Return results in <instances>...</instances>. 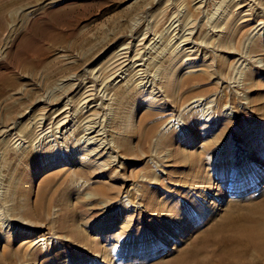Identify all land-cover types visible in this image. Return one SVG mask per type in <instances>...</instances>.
<instances>
[{
    "label": "rangeland",
    "instance_id": "374dc122",
    "mask_svg": "<svg viewBox=\"0 0 264 264\" xmlns=\"http://www.w3.org/2000/svg\"><path fill=\"white\" fill-rule=\"evenodd\" d=\"M50 1L0 0V264H158L264 205V0Z\"/></svg>",
    "mask_w": 264,
    "mask_h": 264
},
{
    "label": "bare ground",
    "instance_id": "6f19581e",
    "mask_svg": "<svg viewBox=\"0 0 264 264\" xmlns=\"http://www.w3.org/2000/svg\"><path fill=\"white\" fill-rule=\"evenodd\" d=\"M2 1V0H1ZM4 1V0H3ZM62 0H53L48 2L49 4L52 3L53 5H58L59 2H61ZM251 8V7H250ZM6 7L4 6V4L0 5V24L2 25V23L4 22V12H5ZM32 13V11L30 12ZM32 16V15H31ZM186 16V15H185ZM30 18V17H29ZM28 18V19H29ZM34 18V17H33ZM30 21V20H29ZM234 29V28H233ZM171 36V35H170ZM229 36V34H228ZM227 36V37H228ZM231 36V35H230ZM226 37V38H227ZM224 39V38H223ZM226 40V39H225ZM5 48V47H4ZM126 48V47H125ZM205 51V50H204ZM3 54V51L0 52V57ZM133 54V53H132ZM197 56V55H196ZM263 56V55H262ZM146 59V58H145ZM257 61L259 64H261V66H264V58L262 59H258L255 60ZM178 62V60H177ZM176 62V63H177ZM207 62V61H206ZM120 66V65H119ZM126 67V66H124ZM209 67V66H208ZM213 68V67H212ZM208 70V68H207ZM213 70V69H212ZM201 71V70H200ZM206 71V70H205ZM116 75V74H115ZM117 77V76H116ZM171 77V76H170ZM193 78V77H191ZM69 81L65 80L64 82ZM80 81V80H79ZM63 82V83H64ZM169 82V81H168ZM254 83V82H253ZM69 85V84H68ZM174 85V83L172 84V86ZM178 85V84H177ZM257 85V84H256ZM71 86V85H70ZM75 85H73L74 87ZM159 86V85H158ZM257 87V86H256ZM75 88V87H74ZM88 88V87H87ZM173 88V87H172ZM260 88V87H259ZM73 89V88H72ZM90 89V88H89ZM89 91V90H88ZM74 92V91H73ZM126 93V92H125ZM143 93V92H142ZM97 94V93H96ZM181 94V93H180ZM171 95V94H170ZM171 97V96H170ZM169 97V98H170ZM148 98V97H147ZM172 99V98H171ZM105 100V99H104ZM198 101V100H197ZM197 101L194 100V104L197 103ZM214 101V100H213ZM176 103V102H175ZM200 103V101L198 102ZM101 104V103H100ZM53 105V104H52ZM187 105V104H186ZM192 106V105H191ZM66 108V107H65ZM254 108V107H253ZM255 109V108H254ZM261 111L259 108L256 110V112L258 114H261ZM84 116V115H83ZM136 116L137 114L134 113L130 116V128L135 127V122H137L136 120ZM156 117V116H155ZM40 119V118H39ZM103 120V119H102ZM65 122V120H64ZM138 123V122H137ZM232 123V122H231ZM204 125V128H202V130L208 129V122H205L203 120L202 125ZM42 126V124H41ZM226 126V125H224ZM166 127V126H165ZM199 127V126H198ZM56 128V127H55ZM137 128V127H136ZM39 129V128H38ZM90 129V128H89ZM95 129V128H94ZM135 130V134L138 133V130ZM154 129H147V131H145V136L146 135H150L151 133H153ZM196 131V130H195ZM221 131V130H220ZM223 131V130H222ZM225 132V131H224ZM95 133V132H94ZM97 133V132H96ZM205 133H207L206 135L210 134V131H205ZM223 133V132H222ZM100 134V133H99ZM199 134V133H198ZM137 135V134H136ZM137 137V136H136ZM159 137V136H158ZM197 137V136H196ZM93 139V138H92ZM95 139V138H94ZM106 141V139H105ZM109 141V140H108ZM110 142V141H109ZM108 142V143H109ZM105 143V142H103ZM111 143V142H110ZM109 143V144H110ZM112 147V146H111ZM110 148V147H109ZM172 150H169L168 153L170 155V158H178L179 156H186V160H184L183 162V166H185L186 168H190V170L192 169L193 172L194 170L199 172L201 171V165L199 164V158L198 155L195 152H184L183 150H181L179 147H175V149L171 148ZM83 150V149H82ZM91 150V149H90ZM261 149H258V151ZM110 152V151H109ZM113 154H118L117 150L116 152L114 150H112ZM256 152V151H255ZM92 153V152H91ZM94 153V152H93ZM167 153V154H168ZM249 156L244 157V156H239L242 157L243 159L239 160L236 159L234 161L235 164H245L248 162V160L251 158V155H253L252 153L249 152V154H247ZM78 157V156H77ZM119 159L122 157L117 156ZM90 158V156H89ZM258 158V156H257ZM115 159V158H114ZM122 159H124L122 157ZM171 160V159H170ZM172 162V161H171ZM174 162V161H173ZM87 164V163H86ZM92 164V163H91ZM115 164V163H113ZM176 164V162H175ZM110 165V164H109ZM168 166V165H167ZM91 167V166H90ZM110 167V166H109ZM122 167V166H121ZM255 167H258V165H256ZM89 168V167H88ZM96 169V168H95ZM101 169V168H100ZM115 169V168H114ZM120 169V168H119ZM102 171V170H101ZM203 171V170H202ZM191 172V171H190ZM98 173V172H97ZM102 173V172H101ZM164 173V172H163ZM165 174V173H164ZM100 175V174H99ZM117 175V174H116ZM239 179V178H238ZM260 178L258 177L257 174H255L254 176H252L251 178L248 179V181L243 182V186L242 187H238V189L241 188H249L250 184L254 185L255 183H257ZM221 180V179H220ZM244 178H242L241 181H243ZM231 182H234V180L230 179ZM203 182V181H202ZM209 182V181H208ZM262 182V181H261ZM260 183V182H259ZM203 184V183H202ZM239 185V184H238ZM202 188V186H200ZM214 188V187H212ZM217 188V187H216ZM216 188H214L215 190H217ZM230 188V187H229ZM237 189V187H236ZM234 191V190H233ZM96 192L98 193L97 195H104L105 194V190L101 187L96 188ZM107 193V192H106ZM218 193V192H217ZM208 196V195H207ZM211 198V196H208ZM208 197H205V201H209ZM220 197V196H219ZM115 202V201H114ZM214 202V201H213ZM152 205V204H151ZM212 205L216 208V204L214 205L212 203ZM157 206V205H156ZM155 206V207H156ZM255 206V205H254ZM154 207V204L153 206ZM150 207V208H152ZM160 207V206H159ZM157 207V208H159ZM201 207V206H200ZM209 207V206H208ZM161 208V207H160ZM47 210V209H46ZM153 210V209H152ZM156 209L154 208V211ZM201 212H203V209L200 210ZM204 213V212H203ZM25 221V220H24ZM68 221V220H67ZM50 223V222H49ZM35 224V223H34ZM30 225V224H29ZM203 225V224H202ZM32 226V227H31ZM31 229L29 230H23L24 233H26L28 236H32V234L34 232H36V230H40L41 227L40 226H35V225H31ZM217 226V227H216ZM216 226H213V228L206 233H203V235L201 236L200 242L201 245H197L196 247H194L192 250H188L186 252L183 253H179L177 254V256H175V258H173L171 261H167L164 259L160 260V264H258L257 261H264V205L260 206V207H255L252 208L248 211V214H244V216H239V217H235L232 213L227 214L223 217V219H221V222L218 223ZM79 227V226H78ZM64 230H66L67 232L69 231L70 235H68L65 238H69L70 240L73 241V243L75 242L76 244L80 245L83 248L88 249L91 253L97 254L99 252L98 249V243L96 244V242H94V240H91L90 237L85 234L82 230L80 229H76L75 225L72 223H70V221H68V224L64 225ZM184 229V228H183ZM187 229H184L182 232H185ZM187 233V232H186ZM202 233V232H201ZM198 242V241H197ZM211 244H217V248H215L214 250H211V248H214L215 245ZM191 249V248H190ZM7 251V250H5ZM105 253V252H104ZM100 254V253H99ZM97 255V256H101V255ZM103 255V254H102ZM29 257V256H28ZM104 257V256H103ZM258 259L257 261L253 262L250 261L251 259ZM23 258V257H22ZM33 259V258H32ZM250 259V260H249ZM27 260V259H26ZM30 260V258H29ZM143 261V260H142ZM22 263V261H21ZM158 263V264H159ZM152 264V263H151Z\"/></svg>",
    "mask_w": 264,
    "mask_h": 264
}]
</instances>
